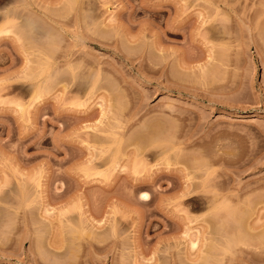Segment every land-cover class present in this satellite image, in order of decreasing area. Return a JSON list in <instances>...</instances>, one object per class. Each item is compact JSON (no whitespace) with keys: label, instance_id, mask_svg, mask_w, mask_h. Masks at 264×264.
<instances>
[{"label":"rangeland","instance_id":"1","mask_svg":"<svg viewBox=\"0 0 264 264\" xmlns=\"http://www.w3.org/2000/svg\"><path fill=\"white\" fill-rule=\"evenodd\" d=\"M263 183L264 0H0V264H255Z\"/></svg>","mask_w":264,"mask_h":264},{"label":"bare ground","instance_id":"2","mask_svg":"<svg viewBox=\"0 0 264 264\" xmlns=\"http://www.w3.org/2000/svg\"><path fill=\"white\" fill-rule=\"evenodd\" d=\"M71 56H72V52H69V53H67L66 55H64V60H66V62L68 63L69 62V60H71L70 58H71ZM92 83V82H91ZM94 83V82H93ZM92 83V84H93ZM93 86V85H92ZM208 170V169H207ZM205 171V173L203 174V183H205V182H207V180L209 179L208 177L211 175L210 173H208V172H210V168H209V170L208 171H206V169L204 170ZM207 173L209 174V176H207ZM212 173H213V169H212ZM206 174V175H205ZM205 176V177H204ZM206 176H207V180H205V178H206ZM205 181V182H204ZM248 184V183H247ZM246 184V185H247ZM258 184L259 183H257V187H258ZM264 184V183H263ZM206 185V184H205ZM242 185H244V184H242ZM241 185V188H240V186H239V188L240 189H238V193H240L239 195L236 193V191L234 192V193H236L235 195L234 194H231L230 193V195L229 196H231V195H234L233 197L234 198H236V197H238L237 199H240V197H242V195L243 194H245V196L251 191V187H249V186H246V185H244V186H242ZM262 186V185H261ZM202 187H203V185H202ZM237 187L238 186H236V189H237ZM243 187V188H242ZM253 187V191H254V186H252ZM256 187V186H255ZM260 187V186H259ZM252 193V192H251ZM144 194V193H143ZM143 194H140V196H142V197H146L145 195H143ZM250 194V193H249ZM229 196H227L229 199H231ZM214 200H215V198L217 197L216 195L213 197V195L211 196ZM233 197H232V199H233ZM249 197V196H248ZM248 197L246 196V198L248 199ZM243 198H244V196H243ZM242 199L241 198V200H237V201H239L240 203H238L239 205H240V208H239V205L238 204H236L237 206H238V208L240 209V210H236L237 208V206L235 207L236 209V211H237V213H235L236 211L234 210H231V211H233L235 214H232V217H231V220L232 219H236V220H233V222H235V224L233 223V225H232V222L231 223H229L228 222V225L227 226H230V227H232L231 229L232 230H238V233H239V235H237V242H238V244L241 246H239L240 247V249L238 250L239 251V254H240V250L242 251V252H245V253H242L241 252V254H240V259H242L243 258V256H245L244 254H246V256H248V257H250V258H248V257H246V258H248V261H249V259L250 260H254V262H255V264H257V263H264V215H262L263 217L261 218V216H260V214H259V212H258V216H255L254 218H256L257 220H255V221H258L259 220V222H255L254 220V222L253 221H251V216L252 215H254L257 211H255V209L253 210V209H251V208H249V204L251 203V202H248V201H250V199ZM256 198H258V197H256ZM210 199V202L212 201V199L211 198H209ZM217 199V198H216ZM259 199H262V198H259ZM212 201V202H215V201ZM234 200V199H233ZM236 200V199H235ZM252 201H254L253 199H252ZM260 201V200H259ZM208 202H209V200H208ZM211 202V203H212ZM255 202V201H254ZM255 204V203H254ZM253 204V206L255 207L256 205H254ZM212 206H215V203H213L212 204ZM232 206V205H231ZM233 206H235V204H233ZM258 206V205H257ZM251 207H252V205H251ZM256 208V207H255ZM258 208V207H257ZM256 208V209H257ZM252 211H251V210ZM259 209V208H258ZM230 211V212H231ZM238 211H240V215L241 216H239V214H238ZM250 211H251V213H250ZM232 212V213H233ZM252 212L254 213V214H252ZM237 214H238V216H237ZM252 214V215H251ZM248 215H250V216H248ZM233 216H235V218H233ZM260 216V218L261 219H263V220H261L260 218L258 219V217ZM237 217H239L238 219H237ZM248 217H249V219H248ZM253 217V216H252ZM231 220H229V221H231ZM260 221H262V222H260ZM230 227H229V229H230ZM236 227V228H235ZM231 230V231H232ZM235 230V231H236ZM233 232V231H232ZM211 233H218V231L217 232H214V230L213 231H211ZM237 233V232H236ZM219 234V233H218ZM220 235V234H219ZM220 236H222V233H221V235ZM219 236V237H220ZM224 244V243H223ZM237 244V243H236ZM191 246L193 247L194 246V243L192 242L191 243ZM209 246V245H208ZM213 247V244H212V246H209V248H211V249H213L212 248ZM208 248V250H210ZM241 255H243V256H241ZM244 257V260H246L247 261V259ZM252 263H253V261H252Z\"/></svg>","mask_w":264,"mask_h":264}]
</instances>
